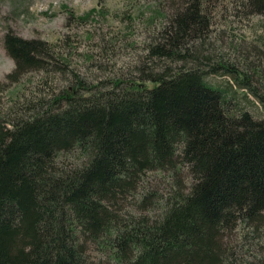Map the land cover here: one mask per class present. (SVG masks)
<instances>
[{
	"label": "trees",
	"instance_id": "trees-1",
	"mask_svg": "<svg viewBox=\"0 0 264 264\" xmlns=\"http://www.w3.org/2000/svg\"><path fill=\"white\" fill-rule=\"evenodd\" d=\"M209 3L174 0L141 57L102 75L4 32L5 77L63 80L0 96V264H264V115L242 103H264L262 67L214 51Z\"/></svg>",
	"mask_w": 264,
	"mask_h": 264
},
{
	"label": "rangeland",
	"instance_id": "rangeland-1",
	"mask_svg": "<svg viewBox=\"0 0 264 264\" xmlns=\"http://www.w3.org/2000/svg\"><path fill=\"white\" fill-rule=\"evenodd\" d=\"M173 1L0 0V96L14 98L21 92H29V87L44 85L47 79L50 83L56 80L57 84L63 80L57 73L46 74L37 69L24 73L19 80L5 77L15 66L3 46V34L8 28L25 37H46L58 42L62 57L75 65L77 71L102 75L111 69H127L141 57L144 43L174 9ZM209 4L214 21L210 37L214 51L237 59L239 64L250 62L262 67L261 80L256 81L260 87L264 82V46L259 49L256 45L261 43L259 36L264 32V12L248 13L242 0H211ZM210 77L222 85L230 81L232 88L244 95L243 88L228 73H212ZM249 98L242 101L243 105L256 116L264 115V103L251 92ZM165 174L152 170L149 178L163 188L167 185ZM88 251L95 257L99 255L94 243Z\"/></svg>",
	"mask_w": 264,
	"mask_h": 264
}]
</instances>
